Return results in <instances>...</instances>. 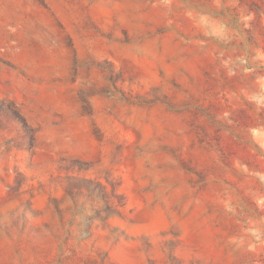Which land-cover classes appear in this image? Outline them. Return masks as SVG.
I'll return each instance as SVG.
<instances>
[{"label": "rangeland", "instance_id": "rangeland-1", "mask_svg": "<svg viewBox=\"0 0 264 264\" xmlns=\"http://www.w3.org/2000/svg\"><path fill=\"white\" fill-rule=\"evenodd\" d=\"M0 264H264V0H0Z\"/></svg>", "mask_w": 264, "mask_h": 264}]
</instances>
